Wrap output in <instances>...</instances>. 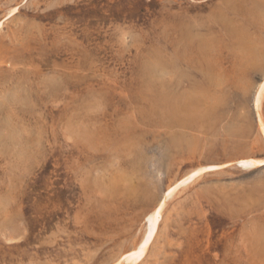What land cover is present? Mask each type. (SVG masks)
Here are the masks:
<instances>
[{
    "label": "rangeland",
    "instance_id": "1",
    "mask_svg": "<svg viewBox=\"0 0 264 264\" xmlns=\"http://www.w3.org/2000/svg\"><path fill=\"white\" fill-rule=\"evenodd\" d=\"M264 0H0V264H264ZM257 159L243 170L237 162Z\"/></svg>",
    "mask_w": 264,
    "mask_h": 264
},
{
    "label": "bare ground",
    "instance_id": "2",
    "mask_svg": "<svg viewBox=\"0 0 264 264\" xmlns=\"http://www.w3.org/2000/svg\"><path fill=\"white\" fill-rule=\"evenodd\" d=\"M264 99V81L261 83L259 90L255 97V108L258 112L261 111L262 102ZM259 126L260 130L262 131L264 137V121L259 119ZM262 162L257 159H243L237 162V165L243 170H254L261 166ZM220 169V166H205L200 167L190 174H188L185 178L178 181L174 186L170 187L164 194L163 198L154 209L152 213L147 216L146 219V232L136 247L131 253L128 254L126 262L128 264H136L143 259V257L147 254L149 249L151 248L155 238L157 236V232L159 229V225L162 221L163 211L167 204V202L171 199L174 193L181 189V187L185 186L186 184L195 181L197 178L201 177L205 172L214 171Z\"/></svg>",
    "mask_w": 264,
    "mask_h": 264
}]
</instances>
